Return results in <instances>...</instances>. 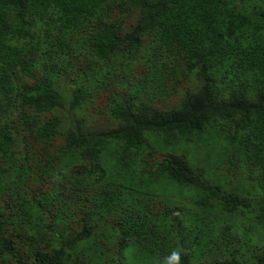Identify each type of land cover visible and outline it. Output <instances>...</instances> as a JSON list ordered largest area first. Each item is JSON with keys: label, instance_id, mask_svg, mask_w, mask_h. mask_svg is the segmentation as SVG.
<instances>
[{"label": "trees", "instance_id": "1", "mask_svg": "<svg viewBox=\"0 0 264 264\" xmlns=\"http://www.w3.org/2000/svg\"><path fill=\"white\" fill-rule=\"evenodd\" d=\"M262 222L264 0H0V264H264Z\"/></svg>", "mask_w": 264, "mask_h": 264}, {"label": "rangeland", "instance_id": "2", "mask_svg": "<svg viewBox=\"0 0 264 264\" xmlns=\"http://www.w3.org/2000/svg\"><path fill=\"white\" fill-rule=\"evenodd\" d=\"M90 123L93 124L94 126L98 125L101 127H106L107 125H109L108 122L106 121L102 122L100 117H93V116L91 117ZM176 141L177 142L172 144L171 146L172 150H174L175 152H179L181 149L185 151L188 150L184 144L178 142L180 140H176ZM160 147H161L160 150H162L161 145ZM195 153L197 152L194 151L191 153V155L193 156ZM187 156H189V154ZM211 178L216 180L218 177H211ZM165 191L167 194H165L164 197H168L176 200L178 202L176 203L178 206L187 208L191 216L195 217L196 220L192 221V223L198 224L201 219L203 220V223H201V229L204 234H207L211 237H216L217 228H215L214 226H217L220 223L230 225V222L226 221L228 216L223 215L221 211L217 210L216 207H212V205H210L209 208H205V209L203 208L202 210L201 207L195 206L193 200L197 197V194H195L196 192L193 194L194 192L193 189H183V187L181 186L169 185L168 188L167 186H165ZM151 212H155V211L151 210ZM236 220H234V222L236 223L235 226L231 225L233 227V230L231 231L232 233L233 231L242 230V228L236 227L238 225V218H236ZM249 226L250 224H248V228L247 230H245L246 238L248 237L247 238L248 245L255 244L257 246H264V222H262V224H260V226L257 227L256 229L254 227H251V231H249ZM218 240L219 239H216V241ZM150 241H151V237H150ZM102 247L104 248V250H106V255H107L106 258L108 259L110 258L111 256L110 252H114L113 254L116 256V252H115L116 242L113 243L112 240H110L109 238L104 239L102 242ZM136 247L137 248L134 247V243H130L122 249L120 253L121 264H137L136 262L140 260H146L148 261L149 264L150 263L164 264L165 260L163 258L155 255H151L146 250H143L141 252V249L140 248L138 249V246ZM137 250L141 254L137 253Z\"/></svg>", "mask_w": 264, "mask_h": 264}, {"label": "clouds", "instance_id": "3", "mask_svg": "<svg viewBox=\"0 0 264 264\" xmlns=\"http://www.w3.org/2000/svg\"><path fill=\"white\" fill-rule=\"evenodd\" d=\"M195 149L197 151L198 147H195ZM184 254L186 253L183 248L173 249L172 252L165 258L164 264H182V256Z\"/></svg>", "mask_w": 264, "mask_h": 264}]
</instances>
